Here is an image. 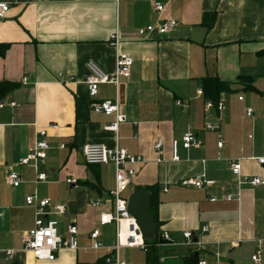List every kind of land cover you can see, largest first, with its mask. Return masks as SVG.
<instances>
[{
	"label": "crops",
	"instance_id": "1",
	"mask_svg": "<svg viewBox=\"0 0 264 264\" xmlns=\"http://www.w3.org/2000/svg\"><path fill=\"white\" fill-rule=\"evenodd\" d=\"M161 1L165 9L158 17L152 0H20L0 20V44L9 45L0 58V83L15 85L0 98L5 105L0 109V264H100L104 253L87 249L94 230L105 247L115 245V226L99 225L101 214L111 212L114 168L85 165L81 150L88 145L119 146L144 161L134 168L124 197L133 189L158 186V236L168 237L158 245L160 264H184L193 255L197 264H255L251 258L258 251L257 264H264V186L240 185L229 170V162L239 161L242 177L264 181V165L256 161L264 158V0ZM206 14H215L209 30L202 26ZM158 18L177 26L166 35L138 36L140 28ZM115 32L118 52L133 60L129 79H121L117 91L112 85L99 88L98 100L118 95L127 121L116 133L105 129L114 116L90 109L84 84L89 62L107 75L114 73L116 51L108 41ZM23 77L26 85L20 83ZM212 77L231 84V91L220 95V113L206 110L198 95L201 81ZM240 77L250 83H240ZM247 109L252 116H246ZM205 124L218 129L205 131ZM49 125L58 128L49 130L46 139L50 149L41 166L46 182L34 186L33 170L18 161L30 152L36 128ZM185 133H192L200 146L179 148L180 160L173 162L172 141ZM158 140L159 153L154 149ZM60 144L65 149H58ZM11 171L21 179L16 189L5 183ZM199 176L214 185L202 190L181 186ZM31 195L64 207L63 215L46 219L57 222L64 238L69 225L77 227V251L61 250L47 262L23 250L35 223L34 210L25 206ZM229 195L232 200H225ZM96 200L102 205L91 207ZM127 226L122 223L123 231ZM185 232L193 234L191 245ZM122 249L134 250L136 258L122 255ZM138 250L121 248L118 257L127 264H147L146 251ZM5 251L12 252L10 258Z\"/></svg>",
	"mask_w": 264,
	"mask_h": 264
},
{
	"label": "built area",
	"instance_id": "2",
	"mask_svg": "<svg viewBox=\"0 0 264 264\" xmlns=\"http://www.w3.org/2000/svg\"><path fill=\"white\" fill-rule=\"evenodd\" d=\"M20 2V0H11L10 3L0 2V20H3L8 13L10 6L14 3ZM26 5L29 4L25 3ZM152 10L161 16L164 12L165 5L161 0H152ZM175 21L167 19L161 20L158 18L153 24L140 28L137 34L141 38L156 33L160 36L166 35L172 32L176 28ZM120 44L119 35L117 32L109 36L108 45L116 51L115 55V67L112 75L105 74L95 63L89 62L86 65L88 74L85 78L84 84L87 88V94L90 99V109L96 114H102L104 116H114L115 121L107 126L105 129L111 132H117L118 126L122 123H126V117L120 113V106L118 95L113 100H98L99 88L102 85H112L116 91L119 86L120 80H128L130 77V70L133 64V60L124 54L118 52ZM20 83L22 85L27 84V78H21ZM198 95L202 96V92L198 91ZM239 101L242 97L238 98ZM179 106L180 103H177ZM5 105L0 103V109ZM9 107H14L15 103L10 102ZM223 102L219 101L214 107L210 101L205 102V109H214L217 113L223 110ZM253 111L251 109L246 110V116H252ZM58 127L55 125H49L45 128H36L35 140L30 152L22 157L18 161V165L21 167H29L34 172V179L32 181L34 186L46 182V176L41 172V166L47 158V152L50 146L47 143V135L49 130H56ZM218 128L211 124H205V131H215ZM200 143L197 141L192 133H185L180 140L172 141V161L178 162L180 157L178 155V149L189 150L191 148H198ZM162 143L158 140L155 143L154 149L157 153L161 150ZM218 148L222 147V141L219 138L217 144ZM58 149H65L64 144H60ZM81 155L85 165L105 166L112 165L114 168V188L109 191L108 198L110 200V213H103L100 216L99 225L103 227L105 225L113 224L116 228L115 233V245L113 247H105L99 240V230H94L89 235L90 245L87 248L94 253L103 252L102 257L104 264H127L121 261L118 257L119 250L121 248H139L146 251V246L143 241L141 232L136 224V221L131 218L127 212V199L124 197V192L130 187L131 180L135 174L134 168L144 163L141 157L129 154L125 149L115 146L114 148H108L103 145L94 146L88 145L82 148ZM257 163L260 166L264 165V158H258ZM229 170L231 174L237 178L240 185H248L251 187L264 186V181L257 178H246L241 175V166L239 161L229 162ZM6 185L11 189H16L21 184L20 176L17 172L11 171L7 174L5 179ZM66 183L69 185H75L76 181L67 179ZM214 185L213 181L206 180L204 176L197 178L186 179L181 182L183 187H192L197 190L210 188ZM225 200L230 201L232 197L229 195ZM214 202L215 199H211ZM91 207H100L101 201L96 200L89 204ZM25 206L32 208L35 214V223L32 230H30L23 239V250L32 255V257L38 261L52 262L55 259L56 254L61 250L77 251L79 249L77 243L78 229L75 225L71 224L67 227V236L64 238L59 235L57 229V222L54 220H48L47 215H63L65 209L63 206H52L48 199H38L35 196H27L25 198ZM52 209V212H48ZM129 220L132 223V230L122 234V223ZM202 232H207L204 228ZM183 238L186 241V245H191L193 234L191 232H185ZM163 240H168V237L164 234L161 237ZM6 258H10L11 251L3 252ZM252 262L257 264L260 262V252H256L251 258ZM198 264H206L205 262H199Z\"/></svg>",
	"mask_w": 264,
	"mask_h": 264
},
{
	"label": "trees",
	"instance_id": "3",
	"mask_svg": "<svg viewBox=\"0 0 264 264\" xmlns=\"http://www.w3.org/2000/svg\"><path fill=\"white\" fill-rule=\"evenodd\" d=\"M215 14H206L203 17L202 20V26L205 27V29L209 30L214 23ZM9 48V45L7 44H0V58H3ZM240 83L248 85L250 83L249 78L247 77H240L239 78ZM231 84L221 82L217 77L212 78H204L201 81V91L202 96L205 101H210L213 106L215 107L219 101L220 95L223 93H229L231 91L230 89ZM15 88L14 84H10L7 82H1L0 83V98L6 96L9 92H11ZM90 166H96V165H90ZM143 190L148 191L150 193V204H151V212L154 213V222L157 225L156 220V210H155V201L158 194V186L153 185L147 188H144ZM158 228L156 233V239L154 241L143 239L144 244L146 246V263L147 264H160L158 262L159 259V249H158ZM100 264H104L103 260L100 259ZM184 264H197L196 257L190 256L189 258L184 260Z\"/></svg>",
	"mask_w": 264,
	"mask_h": 264
},
{
	"label": "water",
	"instance_id": "4",
	"mask_svg": "<svg viewBox=\"0 0 264 264\" xmlns=\"http://www.w3.org/2000/svg\"><path fill=\"white\" fill-rule=\"evenodd\" d=\"M127 212L136 221L143 239L154 241L157 225L154 222V215L150 211V193L145 190L133 189L127 199ZM157 239L161 245L166 243L160 236Z\"/></svg>",
	"mask_w": 264,
	"mask_h": 264
},
{
	"label": "rangeland",
	"instance_id": "5",
	"mask_svg": "<svg viewBox=\"0 0 264 264\" xmlns=\"http://www.w3.org/2000/svg\"><path fill=\"white\" fill-rule=\"evenodd\" d=\"M138 251H139L140 254H144L142 250H141V251L138 250ZM120 253H122V255H125V256L128 255V256L131 257V258H136V256H137V255H136L137 253H136L134 250H132V249H131V250H129V249H122V250L120 251ZM161 254H162V255H165V254H167V252H162Z\"/></svg>",
	"mask_w": 264,
	"mask_h": 264
},
{
	"label": "bare ground",
	"instance_id": "6",
	"mask_svg": "<svg viewBox=\"0 0 264 264\" xmlns=\"http://www.w3.org/2000/svg\"><path fill=\"white\" fill-rule=\"evenodd\" d=\"M124 222H126L127 224H128V226H127V228L123 231V229H122V234L124 235L125 234V232H127L128 230L129 231H131L132 230V223L131 222H129V220H127V221H124Z\"/></svg>",
	"mask_w": 264,
	"mask_h": 264
}]
</instances>
